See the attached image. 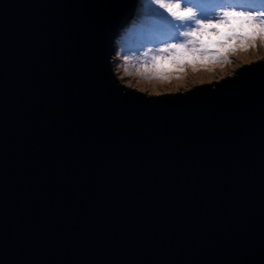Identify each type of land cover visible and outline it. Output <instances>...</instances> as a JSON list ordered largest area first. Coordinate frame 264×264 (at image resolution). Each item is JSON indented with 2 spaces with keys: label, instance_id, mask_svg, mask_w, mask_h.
<instances>
[{
  "label": "water",
  "instance_id": "95a60500",
  "mask_svg": "<svg viewBox=\"0 0 264 264\" xmlns=\"http://www.w3.org/2000/svg\"><path fill=\"white\" fill-rule=\"evenodd\" d=\"M137 0H0V264H264V58L146 95Z\"/></svg>",
  "mask_w": 264,
  "mask_h": 264
},
{
  "label": "rangeland",
  "instance_id": "374dc122",
  "mask_svg": "<svg viewBox=\"0 0 264 264\" xmlns=\"http://www.w3.org/2000/svg\"><path fill=\"white\" fill-rule=\"evenodd\" d=\"M163 2H180L182 7H191L195 11L196 16L193 17L192 21H180L181 23H179L178 20H172L164 9H160L155 0H143L141 7H143V5L145 6V9H147L146 13H141V11L136 8L135 16L131 21L133 22V25L130 26L137 25L142 17L150 14L161 21L166 18L170 25L178 26L176 31L181 35V33L195 27L196 25L194 22L196 20L211 19L215 21L221 19L224 9L236 8L244 11L264 10V0H216V8L212 7L215 0H163ZM222 2L226 4H222ZM138 3L139 0H137V4ZM127 27H125L124 30H126ZM131 33L132 32L126 33V36L124 35V37L123 34L120 35L121 37L118 36V39L114 42L113 47H115V44L117 46V41L121 40L120 43L123 47L117 49L114 48L112 58L116 56L117 59L115 61L113 60L112 68L114 69V73H116L120 83L146 95H157L166 92H183L194 85L219 82L225 77L234 75L235 71L238 70L242 64H250L251 61L256 62L264 58V45L259 44V41H257L255 49L249 48L246 51H237L234 55H230V63L225 64L223 68L213 67L211 71L206 68H199L196 72H193L191 69H186V72H190L186 75L184 74V77L180 80H176L175 78L168 81H161L158 78L149 80L147 76L127 75L124 68L132 67L134 69L135 66L144 65L139 64L141 62L146 61V63H149L153 55L163 54L158 50L162 45L158 40L155 42L145 40L143 41V45L145 46H141L140 44H136L140 40V37L138 36H133L131 38L133 41L132 43L136 44L132 45L128 42ZM160 39L169 40V37L164 36ZM185 39L186 37H180L179 40H170V42H183ZM144 56L145 58L143 59ZM135 61L139 63H136Z\"/></svg>",
  "mask_w": 264,
  "mask_h": 264
},
{
  "label": "clouds",
  "instance_id": "9594fccd",
  "mask_svg": "<svg viewBox=\"0 0 264 264\" xmlns=\"http://www.w3.org/2000/svg\"><path fill=\"white\" fill-rule=\"evenodd\" d=\"M194 23L195 27L181 34L186 39L176 46L174 52L151 66L125 67V73L147 76L149 80H180L186 69L196 72L199 68L209 71L213 67L223 68L230 63L229 56L237 51L255 49L257 41L264 45V18L227 13L215 21L196 20Z\"/></svg>",
  "mask_w": 264,
  "mask_h": 264
},
{
  "label": "snow or ice",
  "instance_id": "6c2138e0",
  "mask_svg": "<svg viewBox=\"0 0 264 264\" xmlns=\"http://www.w3.org/2000/svg\"><path fill=\"white\" fill-rule=\"evenodd\" d=\"M156 4L160 9H164L165 12L171 17L172 20L179 21H192L193 17L196 16L195 11L191 7H182L180 2L175 3H164L163 0H155ZM227 13H242L246 14L253 19L264 18V10L260 11H244L242 9L238 10L236 8L224 9L222 12V17ZM202 22L213 21L211 19H200ZM178 26L170 25L167 22L158 20L156 17L148 14L142 17V19L137 24L135 30L129 36L128 42L132 43L131 38L133 36L140 37V40L136 44L143 45V41L147 40L149 42L159 41L162 45L159 47V52L162 55H153L151 58V64L145 63L146 66L153 65L157 60H162L167 57L171 52L176 50V46L181 42H170V40H179L180 37L176 32ZM167 36L169 40L160 39L161 37Z\"/></svg>",
  "mask_w": 264,
  "mask_h": 264
},
{
  "label": "trees",
  "instance_id": "16d2710c",
  "mask_svg": "<svg viewBox=\"0 0 264 264\" xmlns=\"http://www.w3.org/2000/svg\"><path fill=\"white\" fill-rule=\"evenodd\" d=\"M142 4H143V0H139V3L137 4V7H136V8H137L138 10H140L141 13H143V12L146 13V10H147V9H145V6H144V5H143V7H141ZM222 4H226V3H223V2H222ZM216 5H217V2H216V0H215V2H213V6H212V7L216 8ZM207 8H209V7H207ZM220 9H221V8H220ZM220 9H219V10H220ZM131 21H132V20H131ZM130 23H131L130 25H133V22H130ZM130 25H129V26H130ZM126 29H127V28H126ZM134 29H135V28H134ZM124 33H125V30L122 31L121 34H119V36L122 35V34H124ZM120 37H121V36H120ZM118 42H119V43H118ZM120 42H121V40H120V41H117V46H116V44H115V47H114V48H116V49L119 48V47L122 45ZM118 58H119V56H118ZM116 59H117V58H116V56H115L114 58H112V61H113V60L115 61ZM119 59H120V58H119ZM115 74H116V73H115Z\"/></svg>",
  "mask_w": 264,
  "mask_h": 264
},
{
  "label": "bare ground",
  "instance_id": "6f19581e",
  "mask_svg": "<svg viewBox=\"0 0 264 264\" xmlns=\"http://www.w3.org/2000/svg\"><path fill=\"white\" fill-rule=\"evenodd\" d=\"M164 22H167L168 23V20L166 19V18H164V20H163ZM179 21V20H178ZM179 23H181L180 21H179ZM169 24V23H168ZM136 26L137 25H135V26H129L126 30H125V33L123 34V37H124V35L126 36V33H128V32H133L135 29L134 28H136ZM177 33H178V31H176ZM181 33V32H180ZM182 34V33H181ZM132 40V39H131ZM133 42V41H132ZM259 44H260V42H259ZM132 45H136L135 43H133ZM121 48L123 47L122 45L120 46ZM119 47V48H120ZM145 58V56L143 57V59ZM142 60V59H141ZM136 62V61H135ZM136 63H139V62H136ZM146 63V61H144V62H141V63H139V64H145ZM147 64H151V60L149 61V63L147 62ZM135 67H138V66H135ZM189 70V69H188ZM190 72V71H189ZM189 72H186L185 71V73H183L182 75H181V78L182 77H184V74L186 75V74H188Z\"/></svg>",
  "mask_w": 264,
  "mask_h": 264
}]
</instances>
